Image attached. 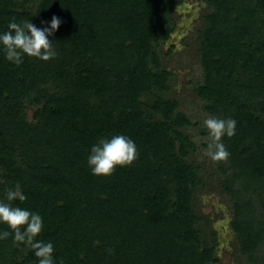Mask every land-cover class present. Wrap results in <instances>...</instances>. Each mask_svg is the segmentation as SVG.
<instances>
[{"label":"trees","instance_id":"16d2710c","mask_svg":"<svg viewBox=\"0 0 264 264\" xmlns=\"http://www.w3.org/2000/svg\"><path fill=\"white\" fill-rule=\"evenodd\" d=\"M196 41L204 81L195 93L219 118L237 120L214 161L217 189L246 264H264V0H205ZM180 0H0L8 22L62 23L50 41L59 55L25 57L17 67L0 52V199L20 185L14 203L44 218L39 239L57 264H216V233L197 213L207 189L192 160L193 126L167 97L171 73L158 48L176 25ZM27 106L33 108L27 119ZM138 159L98 177L87 166L97 138L120 134ZM7 225H0V230ZM0 264H38L34 252L0 241Z\"/></svg>","mask_w":264,"mask_h":264},{"label":"clouds","instance_id":"9594fccd","mask_svg":"<svg viewBox=\"0 0 264 264\" xmlns=\"http://www.w3.org/2000/svg\"><path fill=\"white\" fill-rule=\"evenodd\" d=\"M45 23L47 26L37 27L31 20L18 22L16 18H12L7 30L0 31V52H3L4 59L19 67L23 65L26 56L45 62L57 58L59 52L49 38L54 36L62 21L53 16L50 22ZM204 127L210 137L208 156L213 161L228 159L230 152L222 139L236 135L237 120L213 116L204 121ZM138 156L137 144L130 136L123 133L112 134L97 138L91 145L87 166L93 175L108 177L117 167L131 166ZM17 200H27V195L19 184L4 190V197L0 199V225H7V229L0 230V241L11 237L14 245H24L26 249L33 251L38 264H57L54 244L39 239L44 231L43 216L38 211L15 204Z\"/></svg>","mask_w":264,"mask_h":264},{"label":"rangeland","instance_id":"374dc122","mask_svg":"<svg viewBox=\"0 0 264 264\" xmlns=\"http://www.w3.org/2000/svg\"><path fill=\"white\" fill-rule=\"evenodd\" d=\"M180 2L171 14L176 27L169 40L158 48L159 65L171 73L170 90L165 95L176 99L179 102V113L194 124L183 130L197 146V151L191 158L200 165L201 177L207 184L206 190L198 192L194 209L211 222L210 230L216 233L218 242L215 249V258L218 261L216 264H246L245 257L239 253L237 239L230 226L232 212L228 199L217 189L220 175L214 161L207 154L210 137L204 127V121L212 115L205 109L204 102L194 91L205 78L199 61L196 37L198 31L202 29L203 16L209 12V7L205 0ZM32 111L33 108L27 106L28 120H31ZM263 254L262 246L257 256Z\"/></svg>","mask_w":264,"mask_h":264}]
</instances>
